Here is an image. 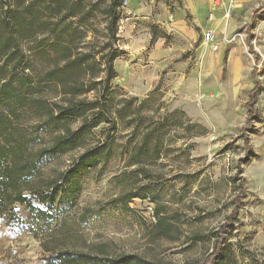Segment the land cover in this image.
I'll return each mask as SVG.
<instances>
[{
	"label": "rangeland",
	"instance_id": "1",
	"mask_svg": "<svg viewBox=\"0 0 264 264\" xmlns=\"http://www.w3.org/2000/svg\"><path fill=\"white\" fill-rule=\"evenodd\" d=\"M91 1L99 0H85ZM126 7L115 45L122 55L111 82L117 130L103 122L84 129L68 150L38 157L35 152L65 127L82 125L74 117L52 123L43 112L55 94L48 87L55 53L30 39L24 62L0 77V89L13 95L0 103V264H123L116 260L126 255L133 257L128 264H195L214 249V233L227 223L222 264H264V120L255 118L246 135L247 102L232 101L229 88L209 78L200 83L194 58L183 81L191 84L179 85L178 58L162 66L164 59L152 55L162 33L134 25ZM76 25L85 35H73L79 50L109 39L108 19L99 10ZM100 86L91 83L83 96L96 99ZM106 139L108 152L81 167L53 201L33 194ZM9 143L24 160H36L14 179L8 173L13 161L3 155ZM18 192L31 206L14 200Z\"/></svg>",
	"mask_w": 264,
	"mask_h": 264
},
{
	"label": "trees",
	"instance_id": "2",
	"mask_svg": "<svg viewBox=\"0 0 264 264\" xmlns=\"http://www.w3.org/2000/svg\"><path fill=\"white\" fill-rule=\"evenodd\" d=\"M124 1L108 0L104 6H100L102 0L90 3L85 0H0V77L3 76L5 69L20 66L24 62L26 41L33 39L37 43V47L40 46V43H46L55 53L51 57L54 67L49 72L50 78L48 79L50 82L48 87H51L52 89H50L54 90L55 94L48 98L43 112L48 120L56 124L62 122L63 118L82 119L79 129L73 130L70 127H65L63 133H58L49 144L39 148L35 152L38 157L47 152L68 150L84 129L91 130L103 122L110 124V130L118 129L113 113L115 96L111 82L116 76L114 62L122 55L117 51L115 45L118 41L119 21L123 9L126 7ZM95 10H99L108 19L109 39L100 47L92 44L87 50H79L78 45L73 44V35H79L82 40L85 35L76 23L84 25ZM61 23L64 24L62 27ZM40 35H43L42 39L39 38ZM48 36H53V41L50 44ZM100 60L101 62H99ZM259 62L260 57L257 56L256 66L252 72L255 84L246 103L248 116L247 123L243 127L246 135L247 131L253 129L255 118H257L256 103L260 90L257 79ZM101 71H105V75L100 81H88V75L92 74V78H95ZM93 82L95 86L97 84H101V86L96 99H89L83 95L90 90ZM6 95L13 96L9 89H0V103ZM36 100L41 101L38 98ZM137 110L139 111V106H137ZM119 113L120 116L124 115L122 109L119 110ZM146 136L148 137V133ZM245 140L248 143L247 137ZM12 144L4 145L3 148V155L10 156L13 161V164L8 167L11 178L15 175L22 176L24 171L35 167L36 162L31 159L24 160L21 150ZM109 146V139H106L97 146L87 149L73 161L67 171L44 179L43 187L39 190L35 189L33 194L40 196L43 200L53 201L55 193L81 167L92 166L100 155L108 152ZM143 146L144 143L140 145V149ZM14 200L20 204L31 206L30 197L22 192H18ZM238 204L236 203V206ZM234 217L238 218L237 210L234 212ZM228 225L230 224H224L214 233L217 237L214 249L205 256L203 262L195 264H222L221 259L225 248L224 232ZM131 258L133 257L126 255L116 261L128 264L131 262ZM146 262L152 264L150 261Z\"/></svg>",
	"mask_w": 264,
	"mask_h": 264
},
{
	"label": "crops",
	"instance_id": "3",
	"mask_svg": "<svg viewBox=\"0 0 264 264\" xmlns=\"http://www.w3.org/2000/svg\"><path fill=\"white\" fill-rule=\"evenodd\" d=\"M126 6L134 25L139 21L147 24L149 33H162L152 55L164 59L162 66L167 59L178 58V83L184 88L191 84L183 81L194 58L200 83L206 84L209 78V83L229 88L232 101L246 103L255 84L252 72L259 56L256 105L258 119L264 120V28L256 30L264 19V0H128ZM207 31L213 35L209 40L205 38ZM235 35L240 38L231 40Z\"/></svg>",
	"mask_w": 264,
	"mask_h": 264
},
{
	"label": "built area",
	"instance_id": "4",
	"mask_svg": "<svg viewBox=\"0 0 264 264\" xmlns=\"http://www.w3.org/2000/svg\"><path fill=\"white\" fill-rule=\"evenodd\" d=\"M127 2H128V0H125L124 1V3L127 5ZM210 17H212V14L210 15ZM262 27L264 28V19L262 20ZM211 37H213V35H212V33L210 32V31H207L206 33H205V38L206 39H211ZM152 220L154 221V222H156V217L155 216H153L152 217Z\"/></svg>",
	"mask_w": 264,
	"mask_h": 264
}]
</instances>
